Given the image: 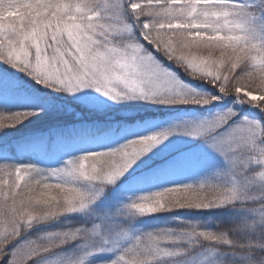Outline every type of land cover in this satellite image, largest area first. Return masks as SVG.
<instances>
[{
  "label": "snow or ice",
  "instance_id": "obj_1",
  "mask_svg": "<svg viewBox=\"0 0 264 264\" xmlns=\"http://www.w3.org/2000/svg\"><path fill=\"white\" fill-rule=\"evenodd\" d=\"M264 0H0V102L18 85L8 69L23 73L53 93L91 90L113 102L145 100L201 106L235 95L264 115ZM171 62L212 91L186 87ZM6 66V67H2ZM215 93V94H213ZM30 107L0 111V131L15 128L55 108L52 96L26 98ZM174 132L202 138L227 162L213 179L177 184L136 197L115 212L74 227L26 234L63 215L95 212L110 185L147 166L145 158ZM90 135L88 126L55 133L57 151L70 150ZM37 141L29 145L36 150ZM185 165L192 154L179 153ZM167 161L139 177L154 182L175 175ZM90 187H84V184ZM232 207L244 215L228 228L188 222L132 237L120 217L174 209ZM132 239L128 246L123 242ZM78 252L41 264H88L91 257L119 249L97 264H156L186 256L207 243L214 264H264V119L227 107L199 121L138 136L116 148L90 151L59 168L0 162V264H33L76 242ZM187 246H184V245ZM230 254V255H229ZM207 257H205L206 259ZM171 264H185L174 260Z\"/></svg>",
  "mask_w": 264,
  "mask_h": 264
},
{
  "label": "rangeland",
  "instance_id": "obj_2",
  "mask_svg": "<svg viewBox=\"0 0 264 264\" xmlns=\"http://www.w3.org/2000/svg\"><path fill=\"white\" fill-rule=\"evenodd\" d=\"M258 14L264 15V10H260ZM166 63L178 73L186 87L190 86L191 89L202 92L212 91L206 82L193 79L171 62ZM10 70L17 75L18 81L22 80L19 83L25 84L32 90L30 92L25 87L14 90L10 93V100L21 98L24 101L20 102L28 103L26 98L29 97L43 98L52 96L55 100L63 102L67 109H71L72 112L76 111V120L85 121L79 122L77 125L70 126L67 129L88 126L90 132L95 130L86 140L76 142L70 150L62 153L57 151V140L53 143L44 142L38 144L32 163L45 169L62 167L68 159L86 152L116 148L138 136L151 135L167 129L182 127L188 122L199 121L227 107L234 106L242 114H246L252 118L264 119V115L261 114L256 106L238 102L235 95L204 106L193 103L160 104L145 100L117 103L113 102L110 98L93 93L91 90L86 94L87 99L84 98V93L71 95L53 93L50 89L43 88L23 73ZM80 109L83 111H80ZM163 143L172 147L167 152L162 153L160 148L163 146H158L157 149L153 150L156 155L149 153L145 158L149 161L147 166L136 169L131 175L126 174V178H121L117 184L108 186L101 198L92 206L95 212L71 214L68 219L72 220L75 224H79L80 222L90 224L94 219H99L96 213L115 212L117 208H122L123 205L130 203L138 196L154 194L177 184H195L201 180L216 178L215 173L217 170L223 171L227 168V162L223 157L208 149L202 138L193 137L184 132H174ZM181 152L192 154L193 161L191 164H184L179 157V153ZM165 161L177 169L175 175L159 176L154 182L139 180V177L149 174V169H160L165 164ZM83 186L90 187L86 183ZM243 215L244 212L242 210L232 207L204 210L181 208L160 211L150 215L124 216L119 219L129 229L134 238L135 236L142 235L144 232L160 228L187 226L188 222L206 223V226L212 228H215V226H219L220 228L225 226L230 227L227 223L232 224L233 220L238 221ZM223 222L225 226L222 225ZM46 228H48L47 224L38 227L35 236H40V232H48ZM28 234L29 231L26 236L30 237ZM132 242V239L124 241L123 246L126 247ZM82 243L79 240L69 243L60 252H56V249L46 256L39 258L33 264H41V261L45 259H56L61 253L66 258L68 255L78 252L77 245ZM184 246L187 245L185 244ZM119 251L117 249L111 252L105 251L96 254L90 258L88 264H97L98 261L114 259L119 254ZM205 257L207 258L205 259ZM224 258L223 252L208 255L207 243L205 242L192 248L186 256L165 258L163 261H157L156 264H171L174 260H184L185 264H214L216 260Z\"/></svg>",
  "mask_w": 264,
  "mask_h": 264
},
{
  "label": "trees",
  "instance_id": "obj_3",
  "mask_svg": "<svg viewBox=\"0 0 264 264\" xmlns=\"http://www.w3.org/2000/svg\"><path fill=\"white\" fill-rule=\"evenodd\" d=\"M8 71L12 74L17 84H19L15 90L19 88L23 89V87H25L28 91L32 92V90L25 84L19 83L22 80L20 79V81H18L19 79L14 72L10 69H8ZM20 101H24V99L13 98L11 100L9 99L7 102H0V111L30 107L29 103ZM53 103L56 106L54 109L46 108V110L41 112L39 115L25 120L17 127L6 128L0 131V162L27 163L31 161L30 163H32L34 159L33 155L36 152L30 148L29 145L41 140L42 142L39 144L44 142L53 143L56 141L55 133L57 131L66 130L67 128H70V126L77 125L79 122H85L82 120H76V111L72 112L71 109H67L63 102L54 99ZM80 111L83 110L80 109ZM94 131L95 130L90 132V134L94 133ZM68 217L69 215H63L59 218L53 219L51 222L35 225L29 230L28 235L30 237H38V235L35 236L37 228L45 224L48 225V228H46L48 231L65 229L66 227L69 228L78 225L72 222V220H69ZM79 224H81V222ZM227 224L231 226L230 223ZM222 225H224V222ZM222 228H228V226ZM40 233L42 234V232ZM64 247H66V245L62 248ZM62 248L57 249L56 252H60Z\"/></svg>",
  "mask_w": 264,
  "mask_h": 264
}]
</instances>
